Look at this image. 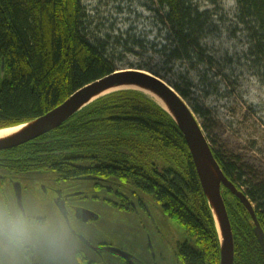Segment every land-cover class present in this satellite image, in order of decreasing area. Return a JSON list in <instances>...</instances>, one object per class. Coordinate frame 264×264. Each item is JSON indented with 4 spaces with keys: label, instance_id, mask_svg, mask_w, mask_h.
Here are the masks:
<instances>
[{
    "label": "trees",
    "instance_id": "16d2710c",
    "mask_svg": "<svg viewBox=\"0 0 264 264\" xmlns=\"http://www.w3.org/2000/svg\"><path fill=\"white\" fill-rule=\"evenodd\" d=\"M151 1L159 8L157 14H164L159 43L131 35L117 43L136 45L147 57L157 55L159 64L129 69L149 72L191 100L192 86L184 84L187 79L176 67L188 65L189 71H197L209 66L213 71L214 58L205 43L215 28L213 16L196 0ZM238 6L252 33L254 63L264 79V0H238ZM85 18L82 0H0V67L5 61L4 79L0 72V129L34 121L85 86L121 71L118 62L124 56H116L106 38L87 32ZM192 110L198 117L206 115L195 104ZM207 138L224 175L242 191L237 185L242 181L240 169ZM52 139L50 147L60 151L59 156L68 151L81 166L74 168L75 175H99L132 186L183 226L189 236L178 247L183 264H220L216 222L185 137L149 96L121 90L101 97L59 127ZM250 187L245 194L259 204L255 210L264 230V188ZM223 197L234 233V264H264L251 215L224 187Z\"/></svg>",
    "mask_w": 264,
    "mask_h": 264
},
{
    "label": "rangeland",
    "instance_id": "374dc122",
    "mask_svg": "<svg viewBox=\"0 0 264 264\" xmlns=\"http://www.w3.org/2000/svg\"><path fill=\"white\" fill-rule=\"evenodd\" d=\"M196 2L201 10H208L213 16L215 28L205 43L215 65L212 72L209 66L189 71L188 65H177V72L187 79L188 84H184L192 86L189 91L191 100L186 102L191 109L195 104L205 112V117H196L213 147L240 169L242 181H237V185L242 192H247L251 184L264 188V79L260 67L254 63L252 33L243 23L238 0ZM82 5L85 30L103 40L106 38L116 56H124V60L118 62V69L134 70L129 68L161 62L153 53L147 57L148 54L136 45L117 43L127 35L159 43L158 37L165 32L161 23L164 14H157L156 3L151 0H82ZM129 49L134 54L128 53ZM125 89L131 88L117 90ZM82 184L89 188V194L103 199L104 204L99 205V219L92 221L85 232L91 242H103L125 252L136 264H183L177 254L178 247L189 236L185 228L168 217L151 196L127 185L113 184L114 190L110 192L107 189L97 191L94 181ZM119 194L128 196L134 203L139 197L149 211L113 206L114 202L122 204L123 198ZM104 199H109L110 203ZM261 203L264 207V201ZM253 205L259 206L257 203ZM96 206L92 204L91 208L96 209ZM62 237L64 240L65 233ZM62 244L54 249L42 243L31 245L37 252L35 260L58 257L64 251ZM19 252L0 242V264H22ZM104 253L111 262L119 259L110 250Z\"/></svg>",
    "mask_w": 264,
    "mask_h": 264
},
{
    "label": "flooded vegetation",
    "instance_id": "af4514ba",
    "mask_svg": "<svg viewBox=\"0 0 264 264\" xmlns=\"http://www.w3.org/2000/svg\"><path fill=\"white\" fill-rule=\"evenodd\" d=\"M57 129L22 145L0 149V206L31 213L38 219H54L66 235L62 241L64 251L58 257L35 260L37 252L30 245L19 250L22 264H136L129 254H118L103 242H91L85 233L91 222L99 219V205L104 204L99 196L89 194V188L82 183L94 181L97 191L110 192L114 185L123 186V183L99 175H75L74 168L81 166L70 152L59 156L61 152L50 147ZM119 196L123 198L122 204L114 202L113 206L125 210L148 209L139 197L134 203L126 195ZM104 201L110 203L109 199ZM92 204H97L96 209L91 208ZM106 250L119 259L111 262L104 253Z\"/></svg>",
    "mask_w": 264,
    "mask_h": 264
},
{
    "label": "water",
    "instance_id": "95a60500",
    "mask_svg": "<svg viewBox=\"0 0 264 264\" xmlns=\"http://www.w3.org/2000/svg\"><path fill=\"white\" fill-rule=\"evenodd\" d=\"M0 72L1 79H4L5 61H3L0 67ZM123 85H137L149 89L161 97L170 107V110H167L157 103L177 123L191 152L202 188L212 209V214L219 233L221 242L220 264H234L235 260L234 233L223 197V187L238 198L251 215L255 226L254 233L259 241L264 255V230L258 220L253 203L244 192L238 190L236 185L224 175L220 165L215 159L211 145L201 124L186 100H184L166 81L149 72L142 70H121L85 86L75 92L63 104L44 116L34 121L15 126H27V128L17 136L1 141L0 149H7L22 145L61 127L65 122L79 113L86 106L93 103L97 99L108 95V93L92 101L94 97L101 95L112 88ZM134 91L138 90L134 89ZM110 93L111 92H109V94ZM114 251L118 254L127 256L119 250Z\"/></svg>",
    "mask_w": 264,
    "mask_h": 264
},
{
    "label": "clouds",
    "instance_id": "9594fccd",
    "mask_svg": "<svg viewBox=\"0 0 264 264\" xmlns=\"http://www.w3.org/2000/svg\"><path fill=\"white\" fill-rule=\"evenodd\" d=\"M62 241L61 226L54 221L0 206V242L9 248L20 250L42 243L54 249Z\"/></svg>",
    "mask_w": 264,
    "mask_h": 264
},
{
    "label": "bare ground",
    "instance_id": "6f19581e",
    "mask_svg": "<svg viewBox=\"0 0 264 264\" xmlns=\"http://www.w3.org/2000/svg\"><path fill=\"white\" fill-rule=\"evenodd\" d=\"M122 88H131V89H135V90H140L141 92H143L144 94L149 96L151 99H153L160 106H162L163 108H165L167 110H170V107L167 105V103L161 97H159L157 94H155L151 90L137 86V85H123V86L112 88V89L102 93L101 95H97L96 97H94L92 99V101L97 99L98 97H100L102 95H105V94L111 92V91H114L117 89H122ZM26 128H27V126H20V127L0 130V142L17 136L18 134L23 132Z\"/></svg>",
    "mask_w": 264,
    "mask_h": 264
}]
</instances>
